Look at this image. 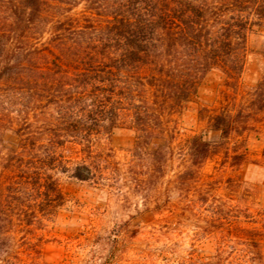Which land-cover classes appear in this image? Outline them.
Returning <instances> with one entry per match:
<instances>
[{"label": "trees", "instance_id": "1", "mask_svg": "<svg viewBox=\"0 0 264 264\" xmlns=\"http://www.w3.org/2000/svg\"><path fill=\"white\" fill-rule=\"evenodd\" d=\"M254 28L264 33V0H0V264L13 246L40 252L33 236L65 202L60 176H106L113 154L100 142L123 125L135 133L145 174L164 172L174 153L156 146L166 119L209 74L232 90L209 116L211 131L225 141L264 124V68L239 92ZM8 133L14 140L3 145ZM186 142L188 164L177 175L184 195L216 154L205 133ZM68 146L79 148L75 157ZM231 151L230 166L249 162ZM134 176L138 187L147 178Z\"/></svg>", "mask_w": 264, "mask_h": 264}, {"label": "rangeland", "instance_id": "2", "mask_svg": "<svg viewBox=\"0 0 264 264\" xmlns=\"http://www.w3.org/2000/svg\"><path fill=\"white\" fill-rule=\"evenodd\" d=\"M80 11L81 6L73 12ZM263 47L264 33L254 28L240 94L262 74ZM223 80L219 72L209 74L198 94L168 115L167 133L156 144L174 147L164 172L145 174V163L133 156L135 133L127 124L103 138L100 149L113 154L111 171L92 181L60 176L65 202L36 230L33 242L40 252L26 254L13 246L6 264H261L253 244L264 251V124L225 141L211 131L209 116L232 96ZM201 133L216 154L204 162L184 195L177 175L188 164L186 141ZM13 140L8 133L3 145ZM227 148L245 152L249 162L230 166ZM78 149L68 146L64 154L75 157ZM135 173L147 177L140 187Z\"/></svg>", "mask_w": 264, "mask_h": 264}]
</instances>
